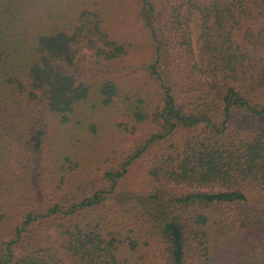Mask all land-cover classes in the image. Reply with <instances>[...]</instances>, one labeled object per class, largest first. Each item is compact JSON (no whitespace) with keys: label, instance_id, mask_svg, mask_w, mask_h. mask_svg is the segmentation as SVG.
Here are the masks:
<instances>
[{"label":"trees","instance_id":"trees-1","mask_svg":"<svg viewBox=\"0 0 264 264\" xmlns=\"http://www.w3.org/2000/svg\"><path fill=\"white\" fill-rule=\"evenodd\" d=\"M0 264H264V0H0Z\"/></svg>","mask_w":264,"mask_h":264},{"label":"rangeland","instance_id":"rangeland-1","mask_svg":"<svg viewBox=\"0 0 264 264\" xmlns=\"http://www.w3.org/2000/svg\"><path fill=\"white\" fill-rule=\"evenodd\" d=\"M150 154V153H149ZM147 154L144 156L146 157ZM143 157V158H144ZM145 159L142 161H138L133 165L132 171L129 174L126 179H124V182L119 186L121 189L116 193L115 199L118 201L120 200H129L131 197H135L136 199H139L140 201H143V203L148 202V200H145L146 194H144L143 190L144 187L141 184V170L145 164ZM150 205V204H148Z\"/></svg>","mask_w":264,"mask_h":264}]
</instances>
